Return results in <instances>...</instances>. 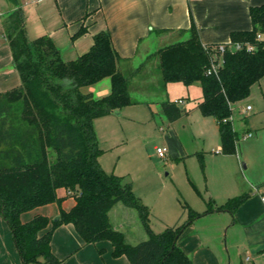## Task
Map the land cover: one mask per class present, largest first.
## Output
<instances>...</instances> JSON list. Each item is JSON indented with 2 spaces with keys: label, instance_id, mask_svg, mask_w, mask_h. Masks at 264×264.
Returning a JSON list of instances; mask_svg holds the SVG:
<instances>
[{
  "label": "trees",
  "instance_id": "16d2710c",
  "mask_svg": "<svg viewBox=\"0 0 264 264\" xmlns=\"http://www.w3.org/2000/svg\"><path fill=\"white\" fill-rule=\"evenodd\" d=\"M8 1L12 8L2 22L3 36L20 83L0 91V211L22 264H63L52 253L50 241L54 228L64 223H72L84 243L110 241L112 255H125L130 264H193L176 241L202 213L184 203L188 210L184 221L154 232L149 209L131 183L105 171L98 162L102 149L93 121L138 103L130 95L129 80L142 65L121 69L122 59L108 30L96 32L87 51L64 60L50 36H28L20 0ZM249 16L251 28L232 31L227 43L202 44L192 23L187 39L151 53L164 84L199 82L202 99L197 107L217 121L221 152L226 154L236 152L238 137L232 105L245 99L264 76V3L251 6ZM85 30L81 27L72 38ZM105 77L110 78L109 93L94 97L83 90ZM161 107L170 121L183 112L173 100L162 101ZM200 163L203 167L201 158ZM61 187L74 199L68 210L60 207L52 220L36 214L21 221V213L36 206L51 202L60 206L62 198L56 190ZM248 195L231 197L214 209L233 211ZM118 202L137 210L147 238L130 244L112 227L108 212Z\"/></svg>",
  "mask_w": 264,
  "mask_h": 264
},
{
  "label": "crops",
  "instance_id": "0c3cea01",
  "mask_svg": "<svg viewBox=\"0 0 264 264\" xmlns=\"http://www.w3.org/2000/svg\"><path fill=\"white\" fill-rule=\"evenodd\" d=\"M20 2L26 15L28 36L30 38L43 34L50 36L62 59H73L87 51L93 43V35L98 31L108 30L112 46L122 59L121 69L132 70L158 48L187 39L192 23L202 44L229 42L232 31L251 28L249 8L264 3V0H20ZM11 8L12 4L8 0L0 4V91L20 83L19 74L12 63L8 42L3 36L2 22ZM81 27H86V30L72 38ZM147 80L148 82L143 79L145 85L149 84V77ZM193 83L186 85L187 94H190L189 87ZM145 85L137 87L143 89ZM83 90L91 92L94 97L105 95L110 91V78L105 77ZM157 97L153 94L141 95L135 100L138 103L153 100L159 102L162 98ZM243 100L246 101V105H251L250 109L255 106L264 110V76L251 86L249 95ZM243 108L244 106L241 107V111ZM109 115H114V112ZM169 131L170 137L176 140L172 129ZM259 138L260 136L256 135L246 141L244 150L247 148L264 155V141ZM217 151L221 152L220 138L214 152ZM244 167L248 168L250 173L249 176H244V182L238 185L236 178L223 182L216 195L211 193L213 200L210 198L205 205L194 209L202 214L184 228L176 241L190 260L191 252L204 247L205 249L199 252L207 255L209 264H226V261L227 264H264V156L263 159H257V162L246 161ZM245 192L249 194L248 197L233 211L214 209L229 198ZM56 194L62 198L60 206L56 202L36 206L22 212L21 221L26 222L36 214L52 220L57 217L60 207L68 210L74 204L73 197L68 195L65 188H58ZM207 208L211 210L203 213ZM127 209V206L118 202L109 210L108 217L112 227L121 231L128 243L135 244L134 241H128L125 234L126 220L116 214L127 212ZM186 230L187 234L184 235ZM221 245H225V251ZM50 247L52 253L63 260V264H130L125 255L117 257L112 255L113 246L108 240L84 243L72 223H64L54 228ZM0 264H22L11 230L1 211Z\"/></svg>",
  "mask_w": 264,
  "mask_h": 264
},
{
  "label": "rangeland",
  "instance_id": "374dc122",
  "mask_svg": "<svg viewBox=\"0 0 264 264\" xmlns=\"http://www.w3.org/2000/svg\"><path fill=\"white\" fill-rule=\"evenodd\" d=\"M1 3L4 4V0H0ZM140 65L142 68H138L134 72L135 77L129 80L131 97L139 99L141 95L153 94L158 99L161 97L162 101L183 97L180 98L183 102L177 103L183 109L181 116L170 121L162 110V101L153 100L127 104L114 111L112 116L95 118L93 127L98 146L102 149L98 156L99 164L105 171L122 176L124 181L131 183L134 194L149 209L152 231L158 233L166 226L187 218L188 210L183 207L184 203L193 210L197 209L210 198L213 200L211 193L216 195L223 182L233 178L237 179L238 185L244 182V176L250 175L249 169L244 167L246 161L257 162L264 156L261 152L243 148L245 142L256 135L264 141V110L254 106L241 111L246 101L234 103L231 119L238 136L236 152H214L219 144L217 123L213 117L203 115L197 107L202 99L201 86L194 82L189 87L190 94H187L188 87L182 82L164 84L157 59L151 54ZM147 77L150 82L145 85L143 79L148 82ZM143 84L145 88L137 87ZM170 129L176 140L170 137ZM247 132L252 135L244 137ZM156 146L166 148L163 157L157 155ZM127 208V212L116 214L123 216L127 222L124 231L128 241L136 243L147 238V232L137 210ZM221 247L225 251V245ZM203 249L200 247L190 253L194 264H209L207 255L199 252Z\"/></svg>",
  "mask_w": 264,
  "mask_h": 264
},
{
  "label": "built area",
  "instance_id": "2783aa9c",
  "mask_svg": "<svg viewBox=\"0 0 264 264\" xmlns=\"http://www.w3.org/2000/svg\"><path fill=\"white\" fill-rule=\"evenodd\" d=\"M235 47L236 48H239L240 47V44L239 43H236L235 44ZM251 46H248L247 47V50H251ZM208 73L210 72V70H208L207 71ZM176 104L177 103H181V102H183V100L182 99H175V100H173ZM251 108V105H246L242 110L243 111H245V110H248V109H250ZM223 121H226V118H224L223 119ZM216 123H217V121H216ZM252 134H251V132H247V133H245L244 134V137H247V136H251ZM155 151H156V153H157V155L158 156H160V157H163L164 155H165V152H166V148L165 147H161V146H156L155 147Z\"/></svg>",
  "mask_w": 264,
  "mask_h": 264
},
{
  "label": "water",
  "instance_id": "95a60500",
  "mask_svg": "<svg viewBox=\"0 0 264 264\" xmlns=\"http://www.w3.org/2000/svg\"><path fill=\"white\" fill-rule=\"evenodd\" d=\"M117 113H118V111H117Z\"/></svg>",
  "mask_w": 264,
  "mask_h": 264
}]
</instances>
